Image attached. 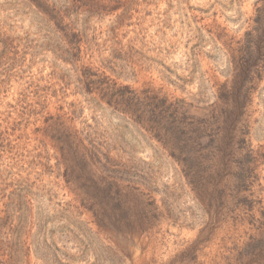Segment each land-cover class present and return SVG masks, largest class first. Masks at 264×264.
Here are the masks:
<instances>
[{"label": "rangeland", "instance_id": "rangeland-1", "mask_svg": "<svg viewBox=\"0 0 264 264\" xmlns=\"http://www.w3.org/2000/svg\"><path fill=\"white\" fill-rule=\"evenodd\" d=\"M57 1L39 0L38 8L27 0H0V33L14 40L20 65L0 96V119H6L12 110L7 105L26 83L51 87L52 102H59L45 115L54 121L47 123L50 133L44 119L30 132L39 130L34 137L48 146L54 166L63 135L81 141L86 126L93 129L91 140L111 149L121 172L105 175L90 163L89 174L94 182L109 177L131 194L133 228L124 222L103 225L97 213L75 203L80 161L70 184L64 167L56 180L55 203L77 209L62 215L53 205L47 211L49 249L46 256L34 254L31 264H264V0H163L147 9L146 22L136 13L109 36L121 10L107 13L90 22L89 33L100 48L89 51L81 44V15L41 12L47 6L59 10ZM141 29L145 46L138 43L131 59L123 57ZM112 38L119 43L115 57ZM99 57L108 59V70ZM86 68L95 74L88 79L92 84L85 82ZM86 85L92 96H86ZM107 86L114 89L113 99L147 95L144 112L123 115L106 102L98 104L95 99H108L103 98ZM163 99L182 101L183 111L196 122L216 118L211 134L235 150L226 172L215 167L187 178L169 139L171 119L163 113ZM249 151L254 173L242 185L235 176Z\"/></svg>", "mask_w": 264, "mask_h": 264}, {"label": "trees", "instance_id": "trees-1", "mask_svg": "<svg viewBox=\"0 0 264 264\" xmlns=\"http://www.w3.org/2000/svg\"><path fill=\"white\" fill-rule=\"evenodd\" d=\"M27 1L34 7L40 8L39 0ZM170 1L173 0H166V2ZM57 2L60 5L59 10H56L57 7L54 5L56 8L47 6L41 12L50 16V12H55L56 15L67 18L81 15V44H86L89 51L95 47L100 48V45L96 43L98 38L89 33L92 30L91 20L121 10V14L113 23V28L108 32L109 36V33L114 34L121 24L130 21L136 13H143L142 19L146 22L147 17L151 16V12L147 9L159 5L163 0H67L65 4L61 0ZM139 7L142 8L141 11L138 10ZM144 31L146 30L141 29L135 39L128 44L129 53H123L124 48L121 49L120 53H123V57L129 59L130 51L138 43L145 46L143 43L145 37L139 38ZM0 36V68L5 65L8 67L0 72L1 96L7 92L15 76L14 70L20 65L17 53L13 54L14 40L7 37L6 32L0 33ZM108 41L111 55L117 56L119 43L115 38ZM99 58L100 66L108 70L110 63L108 59ZM91 70L86 68L84 75L85 82L92 84L91 80L88 81L89 77L95 76ZM26 84L28 86L19 94L14 104L7 105L12 110L7 113L6 119H0V264H31L34 254L38 256L41 253L46 256V250L49 249L44 232L49 223L47 211L53 205L58 207L57 212L62 215L77 209L72 203L65 206L55 203L58 196L57 190L60 189L59 182L56 180L61 177L60 172L64 167L66 184H70L69 178L78 170L74 168V165L80 161L83 172L81 176L75 175V178L78 181L81 180V183L73 186L75 189L81 186V192L77 195L75 203H81L86 210L97 213L96 218L103 225L114 228L124 222L127 227L133 228L130 214L133 208L130 204L131 194L124 192L122 186L116 181H111L109 177L107 179L106 176H102L98 182H94L92 175L89 174L90 163L105 175H110L121 172L119 169L121 162L111 156L112 151L109 147L94 144L91 140L92 135L88 133L93 129L86 126L81 132V135L85 136L81 141L79 137H73L71 134L62 136L63 139L55 153L57 163L52 166L54 155L50 154L44 141L34 137L39 130L30 132V126L44 119L45 127H47L45 131L50 133L48 127L51 125L47 123L52 122L53 118L45 115L49 113V108L59 101L52 102L51 87H41L35 82ZM113 91L114 89L107 86L104 89L103 98L108 99H105L106 101L100 99V102L95 99V101L98 104L106 102L108 108L123 115L143 113L145 101L150 99L147 95L141 98L136 93L119 94L113 99ZM85 93L86 96H92L93 91L89 85H86ZM161 102L163 113L171 119L168 131L172 148L179 153L187 178L189 180L192 177L195 178L199 174L197 172L201 170L202 175H207L215 167L216 171L226 172L235 150L224 141L220 143V137L211 134L216 118L210 116L208 121L199 119V122H196L183 111L182 101L169 102L163 99ZM56 109L63 110V107L58 106ZM14 115L17 116L15 120ZM94 135H96L95 132ZM203 140H208V144H203ZM245 157L247 160L244 167L235 176L242 185H246L251 174L254 173L251 172V165L254 163L252 152L249 151ZM51 177L55 180L51 181ZM102 181H104L103 185H101ZM38 229H40L39 232Z\"/></svg>", "mask_w": 264, "mask_h": 264}]
</instances>
